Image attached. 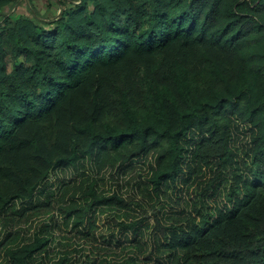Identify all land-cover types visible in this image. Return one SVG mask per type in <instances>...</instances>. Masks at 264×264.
I'll return each instance as SVG.
<instances>
[{"label":"trees","instance_id":"16d2710c","mask_svg":"<svg viewBox=\"0 0 264 264\" xmlns=\"http://www.w3.org/2000/svg\"><path fill=\"white\" fill-rule=\"evenodd\" d=\"M19 1L0 0V262L47 264L56 214L85 239L99 210L132 209L83 173L47 193L51 173L151 155L157 198L202 169L208 188L233 181L224 210L185 227L156 219L171 264H264V0H48L51 21L11 19ZM50 214L27 239L21 222ZM118 219L143 252L144 220Z\"/></svg>","mask_w":264,"mask_h":264},{"label":"rangeland","instance_id":"374dc122","mask_svg":"<svg viewBox=\"0 0 264 264\" xmlns=\"http://www.w3.org/2000/svg\"><path fill=\"white\" fill-rule=\"evenodd\" d=\"M69 1L72 2V0ZM9 7L5 10L7 16L13 20L31 18L33 10L38 14V19L42 21L55 20L60 13V7L48 0H34L33 2L20 0L15 6ZM3 21L0 19V24ZM51 27L44 26L46 30ZM19 61L22 62L23 57ZM242 130L244 131V129ZM244 142L245 135L240 133L235 143L236 148L241 150ZM153 159L154 157L150 155L124 166L106 169L101 173L95 172L89 163H84V167L78 172L65 170L51 173L45 185L47 193H56L62 182L74 181L83 173L85 177L89 176L91 179L97 180L101 192L108 195L117 193L126 201H133L134 204L131 205V210L126 211L99 210L93 221L91 235L85 239L76 234L77 231L72 229L71 225L66 226L56 214L54 219L58 222V226L47 231L53 234L54 242L50 245L52 251L47 257L46 263L51 264L57 261L62 254L67 253L72 264H100L104 260L110 264H171L175 257L160 246L156 219L163 227H185L190 220L198 221L197 213L199 211L208 210L215 213L227 207L225 196L233 181L229 179L226 183H216L213 187L208 188L209 181L214 177V174L208 169L194 172L188 182H183L188 177L184 176L175 184L163 186L157 198L149 182L150 165L153 163ZM19 205L18 203L17 206L19 207ZM49 216L52 214L32 215L26 223L22 221L21 228L25 230V237L28 239L39 231L42 223L48 222ZM117 217H120L118 219L120 222L125 221V223L144 220L136 227L138 229L136 231L137 239H142L145 244L143 252L139 253L135 249L136 244L130 243L129 240L133 239V232H122L120 227L113 225L112 219ZM8 228L9 226L4 227L0 221V239ZM92 236L96 238L95 241ZM113 239L121 242L109 243ZM130 258L133 260H129ZM0 264L5 263L2 261Z\"/></svg>","mask_w":264,"mask_h":264}]
</instances>
